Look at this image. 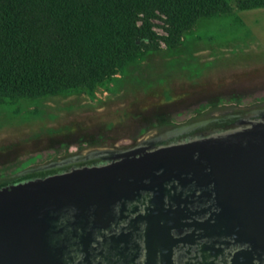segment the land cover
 <instances>
[{
  "label": "rangeland",
  "instance_id": "obj_1",
  "mask_svg": "<svg viewBox=\"0 0 264 264\" xmlns=\"http://www.w3.org/2000/svg\"><path fill=\"white\" fill-rule=\"evenodd\" d=\"M225 1L229 13L189 22L176 47L161 39L164 21L152 18L157 48L138 40L140 55L83 90L0 93V189L264 122V7Z\"/></svg>",
  "mask_w": 264,
  "mask_h": 264
},
{
  "label": "water",
  "instance_id": "obj_2",
  "mask_svg": "<svg viewBox=\"0 0 264 264\" xmlns=\"http://www.w3.org/2000/svg\"><path fill=\"white\" fill-rule=\"evenodd\" d=\"M250 125L137 152L119 165L1 188L0 264H36L65 256L68 242L46 243L49 215L83 198L104 180L115 179L118 168L139 174L162 168L167 174L181 171L193 176L209 189L206 197L215 200L219 210L215 224L225 227L236 245L232 263L254 264L256 258V264H264V122ZM68 232L65 227L58 230L63 237Z\"/></svg>",
  "mask_w": 264,
  "mask_h": 264
},
{
  "label": "trees",
  "instance_id": "obj_3",
  "mask_svg": "<svg viewBox=\"0 0 264 264\" xmlns=\"http://www.w3.org/2000/svg\"><path fill=\"white\" fill-rule=\"evenodd\" d=\"M236 7H264V0ZM230 11L225 0H0V93L73 94L140 55L138 40L157 48L152 18L167 25L161 39L171 48L189 22Z\"/></svg>",
  "mask_w": 264,
  "mask_h": 264
},
{
  "label": "flooded vegetation",
  "instance_id": "obj_4",
  "mask_svg": "<svg viewBox=\"0 0 264 264\" xmlns=\"http://www.w3.org/2000/svg\"><path fill=\"white\" fill-rule=\"evenodd\" d=\"M120 159L82 162L66 170L125 162ZM116 171L115 179L49 215L46 243L66 241L69 247L65 256L36 264H233L236 245L229 231L215 224L218 207L199 180L162 168ZM64 227L66 237L58 233Z\"/></svg>",
  "mask_w": 264,
  "mask_h": 264
}]
</instances>
